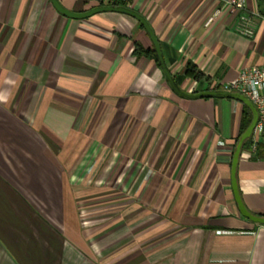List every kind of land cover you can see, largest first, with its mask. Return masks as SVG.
Here are the masks:
<instances>
[{"label": "crops", "instance_id": "1", "mask_svg": "<svg viewBox=\"0 0 264 264\" xmlns=\"http://www.w3.org/2000/svg\"><path fill=\"white\" fill-rule=\"evenodd\" d=\"M105 1L148 21L189 93L264 65V0H247L253 38L229 13L205 26L216 0ZM136 44L153 49L128 15L77 20L50 0H0V264H264V225L232 188L245 106L179 97ZM77 150L97 168L65 178ZM237 181L264 217V143L242 150Z\"/></svg>", "mask_w": 264, "mask_h": 264}, {"label": "water", "instance_id": "2", "mask_svg": "<svg viewBox=\"0 0 264 264\" xmlns=\"http://www.w3.org/2000/svg\"><path fill=\"white\" fill-rule=\"evenodd\" d=\"M54 8L59 12L62 16L70 18V19H77V20H85L88 18H91L97 14L101 13H120L124 15H128L135 20H137L141 26L145 29L147 34L149 35V38L152 42L153 49L157 54L159 66L169 84L173 92H175L179 97L186 99V100H200V99H230L235 100L237 102H240L245 107H247L251 113H252V122L250 123L249 127L246 129V131L241 135L236 149L234 151L233 155V161H232V188L235 196V201L238 205L240 213L253 223L264 225V217L258 216L253 214L248 210V208L245 206L240 190L239 185L237 181V169L238 164L240 160V156L244 147V144L246 141L250 140L254 128L258 122L259 119V113L256 108V106L244 95H241L236 92H229V91H223V90H208L198 93H189L185 90H183L175 81L174 77L171 75V72L166 64L165 57L163 54V50L161 47V44L158 40V38L155 36L154 31L152 30L151 26L149 25L148 21L139 13L136 11L124 7V6H114V5H107V6H97L95 8H92L89 11L83 12V13H77L72 12L68 9H66L59 0H50Z\"/></svg>", "mask_w": 264, "mask_h": 264}, {"label": "built area", "instance_id": "3", "mask_svg": "<svg viewBox=\"0 0 264 264\" xmlns=\"http://www.w3.org/2000/svg\"><path fill=\"white\" fill-rule=\"evenodd\" d=\"M217 8L208 18L205 26L209 27L224 12L236 15V30L246 38L255 35L254 21L260 17L256 10L249 8L247 0H216ZM214 90L236 92L248 98L257 108L258 122L250 139V152L256 153L258 147L264 143V65L259 68L244 69L238 77L229 82L215 84Z\"/></svg>", "mask_w": 264, "mask_h": 264}, {"label": "trees", "instance_id": "4", "mask_svg": "<svg viewBox=\"0 0 264 264\" xmlns=\"http://www.w3.org/2000/svg\"><path fill=\"white\" fill-rule=\"evenodd\" d=\"M90 1L96 2L97 4H99V6H107V5L120 6V3L118 2H106L105 0H90ZM134 54L138 57L143 55L147 56L153 59L159 65L158 57L154 49H144L140 44H136ZM187 75L189 76L191 75L194 78L199 79V75L195 72V69L192 67H190L189 70L187 71ZM251 122H252V113L247 107H245L242 134L246 131V129L249 127ZM249 142L250 140L245 142L243 149L247 147Z\"/></svg>", "mask_w": 264, "mask_h": 264}, {"label": "rangeland", "instance_id": "5", "mask_svg": "<svg viewBox=\"0 0 264 264\" xmlns=\"http://www.w3.org/2000/svg\"><path fill=\"white\" fill-rule=\"evenodd\" d=\"M250 147H251V141L249 142V144L247 145V148H248V150H250ZM80 148H82L81 147V145L79 146V149ZM80 153V154H79ZM84 153V151L83 150H77L76 151V157H77V154H79L78 156V159H80L79 160V163H82L81 164V167H80V165L79 164H75V165H71L70 167L68 166V170H65V169H63V170H65V173H64V175H65V178H68V176L70 175V174H73V172H75L76 174H81V175H83V174H89V173H91V172H89V170H95L96 168H97V166H96V162L90 167V166H88V165H83V154ZM62 164V163H61ZM85 164V163H84ZM62 166V165H61ZM62 168H64V167H62ZM76 170V171H75ZM86 170V171H85ZM80 171V172H79ZM92 171V172H93Z\"/></svg>", "mask_w": 264, "mask_h": 264}]
</instances>
